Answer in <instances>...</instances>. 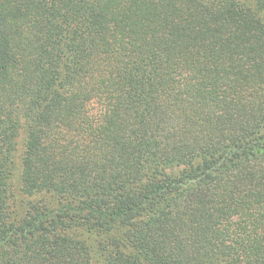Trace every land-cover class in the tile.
<instances>
[{
    "label": "trees",
    "instance_id": "16d2710c",
    "mask_svg": "<svg viewBox=\"0 0 264 264\" xmlns=\"http://www.w3.org/2000/svg\"><path fill=\"white\" fill-rule=\"evenodd\" d=\"M0 264H264V0H0Z\"/></svg>",
    "mask_w": 264,
    "mask_h": 264
}]
</instances>
